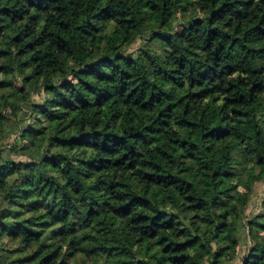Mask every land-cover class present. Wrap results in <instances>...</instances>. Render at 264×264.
Returning a JSON list of instances; mask_svg holds the SVG:
<instances>
[{"label":"trees","instance_id":"obj_1","mask_svg":"<svg viewBox=\"0 0 264 264\" xmlns=\"http://www.w3.org/2000/svg\"><path fill=\"white\" fill-rule=\"evenodd\" d=\"M263 182L264 0H0V264H264Z\"/></svg>","mask_w":264,"mask_h":264},{"label":"rangeland","instance_id":"obj_2","mask_svg":"<svg viewBox=\"0 0 264 264\" xmlns=\"http://www.w3.org/2000/svg\"><path fill=\"white\" fill-rule=\"evenodd\" d=\"M11 127H12V123L8 124L7 126H4V129L9 130ZM11 138H12L11 136H8L7 138L5 137L2 140V143L3 144L7 143L8 141L11 140ZM263 189H264V182L255 187L253 197H252V201L250 203L251 209H254L257 206V204L259 203Z\"/></svg>","mask_w":264,"mask_h":264}]
</instances>
